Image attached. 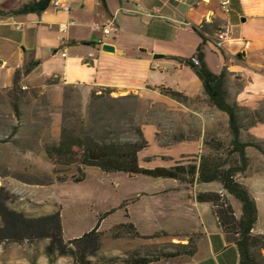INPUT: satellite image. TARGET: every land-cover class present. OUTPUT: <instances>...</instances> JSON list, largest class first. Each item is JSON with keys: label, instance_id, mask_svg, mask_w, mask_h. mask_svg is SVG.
Listing matches in <instances>:
<instances>
[{"label": "crops", "instance_id": "obj_1", "mask_svg": "<svg viewBox=\"0 0 264 264\" xmlns=\"http://www.w3.org/2000/svg\"><path fill=\"white\" fill-rule=\"evenodd\" d=\"M27 1L0 0V8H17ZM61 1L69 5V11L54 7L49 0L40 13L0 17L1 86H9L14 71L31 57L38 64L24 79L45 85V79L58 76V82L51 84L58 94L65 85H80L88 91L108 88L112 97L133 95L151 108H169V121L176 125L178 134L185 136L173 140L175 154L199 155L207 151L203 145L205 127L214 123L207 115L209 103L202 82L190 66L166 56L193 57L201 39L191 25L207 21L227 32L223 51L206 42L202 53L211 72L219 74L226 70L228 99L256 108L264 96V0H228L227 10L221 6L222 0ZM110 21L114 31L102 35L96 25ZM68 22L67 28L62 30L60 26ZM104 45L112 48L104 49ZM155 54L162 56L154 57ZM159 87L179 91L187 100L178 101L165 95ZM194 100L200 101L198 109L192 104ZM154 123L147 122L153 126L155 135ZM181 123L185 129L181 128ZM193 124L199 126L194 136H189ZM142 131L144 134V127ZM243 134L264 140V122L242 130V138ZM250 177L254 175L251 173L243 177L244 180H238L256 201L258 214L252 232L264 234L259 225L258 200L264 183H247ZM211 183L195 182L191 187L176 183L174 190L187 191V208L174 211L170 226L162 229L193 235L194 254L163 258L149 264H239L237 247L226 239L212 204L194 198L198 191L224 192L218 182L210 189L200 188L201 184ZM225 195L238 218L241 204L236 208L234 197L226 192Z\"/></svg>", "mask_w": 264, "mask_h": 264}, {"label": "rangeland", "instance_id": "obj_2", "mask_svg": "<svg viewBox=\"0 0 264 264\" xmlns=\"http://www.w3.org/2000/svg\"><path fill=\"white\" fill-rule=\"evenodd\" d=\"M17 85L21 91H26L17 102L18 112L9 96L11 84L0 85V199L4 206L26 217L59 209L63 238L68 248L73 247L71 239L89 231L109 211L100 220V230H108L114 223L124 221L127 212L128 220L141 234H152L170 226L174 211L187 208V191L174 190L179 183L174 179L139 174L128 176L123 172L103 173L95 167H86L84 180L74 182L72 177L78 175L76 165H56L43 150L45 143L58 140L62 122L84 129H114L126 136L132 120L141 129L144 127L148 142V147L140 153L142 166H169L178 160L197 158L196 154H175L172 144L179 130L169 121V108H151L133 95L112 97L103 89L88 91L80 85H65L58 94L51 85L31 83L24 76ZM230 87L235 89L233 85ZM33 89L35 97L30 92ZM199 102L194 100L192 104L198 109ZM257 108L264 116V96ZM206 111L214 123L205 127V137H218L228 144L225 114L211 105ZM149 121L155 122V135L153 126L147 124ZM180 126L185 129L183 123ZM198 126L193 124L189 128V136H194ZM249 138L243 134V139ZM247 151L251 159L249 173L254 175L247 179V183H264V156L251 146ZM62 177L64 181L56 180ZM48 178L54 180L50 185L34 184ZM237 178L245 179L241 175ZM213 185L215 182L201 184L200 188L210 189ZM232 200L236 208L240 206L238 200ZM258 200L259 225L264 230V191L260 192ZM2 225L0 214V227ZM169 240L166 237L143 239L104 235L99 249L94 255H88V259L95 264H104L110 258L123 259L135 248H156ZM48 243V238L21 242L4 239L0 241V264H76L69 254L48 253ZM261 254L264 258V250Z\"/></svg>", "mask_w": 264, "mask_h": 264}, {"label": "trees", "instance_id": "obj_3", "mask_svg": "<svg viewBox=\"0 0 264 264\" xmlns=\"http://www.w3.org/2000/svg\"><path fill=\"white\" fill-rule=\"evenodd\" d=\"M49 0H28L17 8L4 10L0 8L1 16L25 14L29 12L40 13ZM201 41L196 48L195 55L198 63L191 58H182L167 55L179 63L190 66L202 82L203 93L209 105L224 112L227 119L229 142L225 144L218 137H204L203 145L206 152L197 155V158L189 161L178 160L173 165L155 166L148 168L139 162L138 154L148 147L140 126L132 120L129 122L128 133L122 136L114 129H96L90 127H77L76 125L62 122L57 141L45 143L43 150L49 160L56 165H76L77 176H73L74 182H80L85 178V168L95 167L103 173L123 172L128 176L136 174L153 178H170L191 187L195 182H218L222 186V192L198 191L194 198L198 202H210L218 223L224 232L226 239L233 242L239 253V264H264L261 251L264 250V234L253 233L252 229L257 220V205L248 188L238 180L237 176H248L251 159L247 155L246 148L251 146L264 156V140L255 138L243 139L242 130L257 123L264 122V116L260 108H249L239 105L235 101L228 100V92L225 87L227 72L225 69L219 74L209 70L203 60L202 47L206 43L204 33L213 34L218 30L213 22L202 21L198 25H191ZM38 61L29 57L14 71L12 75L9 96L14 102L15 111L18 112V100L26 91H21L18 81L26 76ZM58 82V76H52L44 80L51 85ZM109 94L108 88H102ZM161 93L178 101H186L187 97L176 90L159 87ZM35 97V90L30 91ZM131 96V95H129ZM180 133L173 140L184 139ZM62 182L65 178H56ZM52 178L34 184L50 185ZM225 192L233 196L241 204V214L237 218L228 201ZM126 204V201L123 202ZM97 223L81 236L71 239L73 247H67L63 238V230L59 209L45 215L26 217L23 214L10 210L0 199V214L3 225L0 227V241L10 239L21 242L23 240L48 238L47 252L54 251L60 254H69L76 264H95L88 255H94L99 249L101 238L109 235L113 238L123 236L150 239L166 237L170 240L160 247H138L129 251L123 259L110 258L104 264H149L163 258H171L179 255L191 256L196 251L193 235L178 232L169 233L164 230L155 231L152 234H141L134 223L129 221V215L125 212L124 221L114 223L108 230H100ZM193 237V238H191ZM176 238L177 241H171ZM186 242H183V240Z\"/></svg>", "mask_w": 264, "mask_h": 264}, {"label": "built area", "instance_id": "obj_4", "mask_svg": "<svg viewBox=\"0 0 264 264\" xmlns=\"http://www.w3.org/2000/svg\"><path fill=\"white\" fill-rule=\"evenodd\" d=\"M52 5L54 7L60 8L64 11H69L70 7L66 2H62L61 0H51ZM227 4H228V0H222L221 1V6L224 8V10H227ZM68 23H64L60 26V28L62 30L66 29L68 26ZM98 29L101 30L102 35H109L111 34L115 27L114 24L112 23V21L103 24V25H96ZM205 37H206V42H210L216 49L223 51L224 49V42L227 39V32L226 30H218L216 32H214L213 34H208V33H204ZM65 53L63 52L62 55H64ZM191 60L197 64L198 63V59L196 57V55H194L193 57H191Z\"/></svg>", "mask_w": 264, "mask_h": 264}, {"label": "water", "instance_id": "obj_5", "mask_svg": "<svg viewBox=\"0 0 264 264\" xmlns=\"http://www.w3.org/2000/svg\"><path fill=\"white\" fill-rule=\"evenodd\" d=\"M103 48H104V49H111L112 47L109 46V45H104ZM161 56H162V55H160V54H155V55H154V57H161Z\"/></svg>", "mask_w": 264, "mask_h": 264}]
</instances>
